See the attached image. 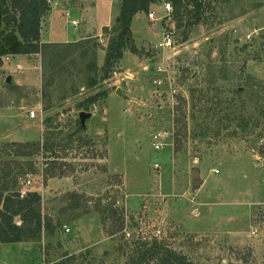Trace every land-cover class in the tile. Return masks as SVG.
I'll use <instances>...</instances> for the list:
<instances>
[{
    "label": "rangeland",
    "instance_id": "obj_1",
    "mask_svg": "<svg viewBox=\"0 0 264 264\" xmlns=\"http://www.w3.org/2000/svg\"><path fill=\"white\" fill-rule=\"evenodd\" d=\"M118 1L86 0L94 31L0 54V194L37 192L53 225L0 243V264H124L152 240L194 264H264V0H201L197 20L191 3L155 0L131 24L139 51L102 79L118 22H97ZM52 8L76 31L68 2Z\"/></svg>",
    "mask_w": 264,
    "mask_h": 264
},
{
    "label": "trees",
    "instance_id": "obj_2",
    "mask_svg": "<svg viewBox=\"0 0 264 264\" xmlns=\"http://www.w3.org/2000/svg\"><path fill=\"white\" fill-rule=\"evenodd\" d=\"M155 0H120V10L117 17L118 32L108 46L105 57L102 79L108 77L113 64L123 57V52L129 50L137 53L139 50L134 45L131 35V21L136 13H147L150 4ZM174 5L183 1L191 3L194 12L193 17L199 19L202 4L201 0H169ZM47 0H0V24L2 21L9 27L0 40V54H36L41 51L39 42L41 17L49 10ZM178 8H174V10ZM94 68V67H93ZM96 81L92 79L90 85ZM195 91V90H193ZM97 100L96 96L89 97L85 103L87 107ZM192 107H195L193 104ZM210 111L211 108H205ZM201 112L204 109L200 110ZM80 119L77 125L81 127ZM11 145H19L12 142ZM47 149L51 154L54 151L51 146ZM50 163L55 165L54 160ZM12 169L8 168L6 174H11ZM6 175V176H7ZM16 176L13 178L11 187L16 184ZM5 195L0 194V243H18L23 241L39 240L43 230H52V222L40 213L38 205L40 195L37 192H28L21 196V191L5 189ZM19 219L16 220L15 218ZM140 247V248H139ZM158 258L154 264H194L184 254H181L156 240L151 243L141 242L137 244L136 252L124 264H145ZM75 257L64 255L60 260L51 264H72Z\"/></svg>",
    "mask_w": 264,
    "mask_h": 264
},
{
    "label": "crops",
    "instance_id": "obj_3",
    "mask_svg": "<svg viewBox=\"0 0 264 264\" xmlns=\"http://www.w3.org/2000/svg\"><path fill=\"white\" fill-rule=\"evenodd\" d=\"M48 2L50 8L41 17V29H40V38H39L40 43L68 42L71 41L73 37H78L80 34L84 32L87 33L95 30L94 27L91 25V22H89L90 9L93 10L92 14L96 16H100L99 11H94L95 8H86L85 7L86 0H60V2L63 3L68 2L70 4V7H72L69 8L71 11H65V14H67V16L69 15L72 16L71 15L72 12L75 14L74 19L72 18L71 21L72 20L76 21V23L73 25H77V26H74L76 28V31H72V33H70L71 35L70 34L67 35V32H65V25L61 20L63 16L62 15L54 16L52 14V10H53L52 0H48ZM116 5H117L116 15H112L113 14L112 8H109L107 11L104 10L103 14L105 18L101 19L100 21L97 20L98 21L97 23L100 24L98 27L101 28L111 24L113 21H116L120 10V0ZM67 12L70 13L68 14ZM140 14L141 12L136 13L133 16L131 24L133 22V19H135L137 15ZM113 18L115 19L113 20ZM21 56H26V55L15 54L14 56H11V59L13 58L12 60L14 59L17 60Z\"/></svg>",
    "mask_w": 264,
    "mask_h": 264
},
{
    "label": "built area",
    "instance_id": "obj_4",
    "mask_svg": "<svg viewBox=\"0 0 264 264\" xmlns=\"http://www.w3.org/2000/svg\"><path fill=\"white\" fill-rule=\"evenodd\" d=\"M161 9L162 10H165V11H170L171 10V4H170V2L169 1L164 2V4L161 7ZM147 15H148V18L151 19V20L156 19L155 18V13L153 11H149ZM71 23L72 24H75L76 21L72 20ZM162 39H163V41L160 44L168 45V43L171 41V34L169 32H164ZM17 67L19 68V65H17ZM171 92L174 93L175 90L174 89H171ZM30 116L31 117H34L35 116L34 112H30ZM158 137H160V133L153 135V138L155 139V141L152 142V146H153V149L156 150V151L161 150L163 148V146H164V143ZM154 167L155 168H158L159 167V164L158 163H154ZM26 183L29 184L30 183V180L27 179L26 180ZM24 194H25L24 191H23V193L21 192V196L24 195Z\"/></svg>",
    "mask_w": 264,
    "mask_h": 264
},
{
    "label": "water",
    "instance_id": "obj_5",
    "mask_svg": "<svg viewBox=\"0 0 264 264\" xmlns=\"http://www.w3.org/2000/svg\"><path fill=\"white\" fill-rule=\"evenodd\" d=\"M10 79V76L8 77V80ZM116 94H119V95H122V96H126L121 90L120 88H117L116 89ZM90 113L89 112H86V111H81L79 113V118H80V121L83 123L84 119L89 115Z\"/></svg>",
    "mask_w": 264,
    "mask_h": 264
}]
</instances>
